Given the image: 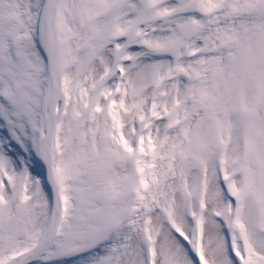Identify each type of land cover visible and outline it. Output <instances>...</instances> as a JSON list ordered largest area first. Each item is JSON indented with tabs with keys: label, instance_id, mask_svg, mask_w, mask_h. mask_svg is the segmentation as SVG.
I'll return each mask as SVG.
<instances>
[{
	"label": "snow or ice",
	"instance_id": "6c2138e0",
	"mask_svg": "<svg viewBox=\"0 0 264 264\" xmlns=\"http://www.w3.org/2000/svg\"><path fill=\"white\" fill-rule=\"evenodd\" d=\"M0 264H264V0H0Z\"/></svg>",
	"mask_w": 264,
	"mask_h": 264
}]
</instances>
